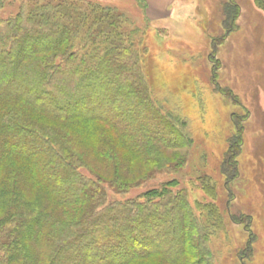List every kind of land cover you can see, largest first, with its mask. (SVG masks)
I'll list each match as a JSON object with an SVG mask.
<instances>
[{
  "label": "rangeland",
  "instance_id": "rangeland-1",
  "mask_svg": "<svg viewBox=\"0 0 264 264\" xmlns=\"http://www.w3.org/2000/svg\"><path fill=\"white\" fill-rule=\"evenodd\" d=\"M2 1L4 19L35 2ZM77 1L98 3L123 14L127 34L136 29L133 49L144 55L142 67L152 99L162 113L186 122L187 136L175 137L169 144L148 142L147 150L138 154L111 123L63 119L34 109L25 111L27 116L50 129L51 139L56 137L76 157L77 170L99 183L107 203L144 201L149 191L173 183L174 192H183L193 223L211 233L209 258L191 253L196 228L190 223L185 228L188 237L178 241L176 249L182 246L184 251L176 259L160 252L126 264H264V0H234L241 11L228 32L231 21L225 5L229 0H174L164 16L154 19L147 16L145 0ZM105 113L118 115L111 109ZM137 117L131 114L122 125L131 131L138 128L142 119L138 122ZM148 125L151 132L158 129L153 123ZM238 136L242 139L236 155L239 173L227 181L225 158ZM31 168L24 158L10 156L0 166V187L5 176L13 174L17 189L38 202L58 226L84 216L78 204L61 205L35 181H24ZM5 206L0 199V219ZM47 227L44 236L49 235ZM29 248L39 251L32 241ZM39 254L38 264H46L48 254ZM81 255H75L78 262Z\"/></svg>",
  "mask_w": 264,
  "mask_h": 264
},
{
  "label": "trees",
  "instance_id": "trees-1",
  "mask_svg": "<svg viewBox=\"0 0 264 264\" xmlns=\"http://www.w3.org/2000/svg\"><path fill=\"white\" fill-rule=\"evenodd\" d=\"M2 4L0 0V8ZM225 11L231 21L228 32L241 10L229 0ZM126 21L113 9L77 0H35L16 16H0V166L12 155L24 158L32 165L24 181H35L61 205L78 204L84 215L57 229L58 223L17 189L13 174H7L0 187L6 205L0 219V264H38L40 252L48 254L46 264H126L160 252L176 259L184 251L176 247L188 237L185 228L194 220L183 192L172 190L173 183L149 191L144 201L107 203L99 183L77 170L76 157L56 137L51 139L50 129L26 114L34 109L63 119L111 123L138 154L147 150L148 142L169 144L187 136L186 122L162 113L152 99L144 55L133 49L136 29L127 34ZM110 109L120 116L110 117L105 113ZM131 114L138 122L142 119L140 126L132 123L139 126L132 131L122 125ZM152 123L155 132L148 128ZM241 140L238 136L231 141L225 158L227 181L238 176ZM47 225L49 235L44 236ZM193 225L191 253L209 258L211 233ZM31 241L38 252L29 248ZM161 243L168 248L159 247ZM78 253L81 262L75 258Z\"/></svg>",
  "mask_w": 264,
  "mask_h": 264
},
{
  "label": "crops",
  "instance_id": "crops-1",
  "mask_svg": "<svg viewBox=\"0 0 264 264\" xmlns=\"http://www.w3.org/2000/svg\"><path fill=\"white\" fill-rule=\"evenodd\" d=\"M147 5V16L151 19L165 15L174 0H145Z\"/></svg>",
  "mask_w": 264,
  "mask_h": 264
}]
</instances>
